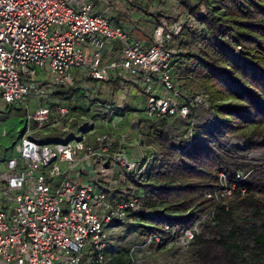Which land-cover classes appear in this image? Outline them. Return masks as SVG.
Returning <instances> with one entry per match:
<instances>
[{"label": "built area", "instance_id": "obj_1", "mask_svg": "<svg viewBox=\"0 0 264 264\" xmlns=\"http://www.w3.org/2000/svg\"><path fill=\"white\" fill-rule=\"evenodd\" d=\"M190 19L164 20L146 40L113 24L107 12H96L93 0H0V107L27 108L18 154L0 159V264H109L107 229L131 221L145 194L114 202L102 186L81 185L78 179L87 171L113 189L122 169L145 175L156 148L140 139V160H131V137L119 132L117 123L97 132L95 119L73 114L72 99L50 98L57 90L73 89L90 103L99 96L90 80L108 84L116 78L122 107L131 95H141L133 103L137 111H147V119H187L175 146L190 147L193 111L209 107V100L202 91H183L176 49L168 46ZM32 97L38 98L33 112ZM49 126L57 128L56 138L34 136ZM246 177L222 171L219 186L207 196L226 203L236 181ZM164 228L165 234L151 233L141 246L189 249L198 236L193 221Z\"/></svg>", "mask_w": 264, "mask_h": 264}, {"label": "trees", "instance_id": "obj_2", "mask_svg": "<svg viewBox=\"0 0 264 264\" xmlns=\"http://www.w3.org/2000/svg\"><path fill=\"white\" fill-rule=\"evenodd\" d=\"M123 1L145 14L153 30L164 20L191 18L168 45L176 49L174 66L179 79L188 86H199L224 133L241 137L246 149H264V0H182L188 15L151 10L137 0ZM109 16L111 21L115 18ZM113 24L121 26L119 22ZM110 83L118 84L119 80L112 78ZM65 90L74 92L60 89L54 93L63 95ZM158 121L140 120L148 129L142 142L156 148L155 162L143 176L122 169L125 177L119 175L115 189L106 191L110 199L120 201L138 191L145 194L141 209L131 215L144 241L151 233L165 234L167 223L188 226L209 209H216L220 221L228 218L233 222V206L252 203L263 216L254 219L261 224L246 229L249 238L244 236V229L236 226L220 228L224 261L219 264H258L264 257V182L253 181L247 175L236 181L234 196L226 203L209 198L208 192L220 184V172L247 173L234 169L218 151L206 145L176 147V139ZM241 188L246 192L242 193ZM149 209L152 213H148ZM197 239L199 235L194 243ZM169 248L151 246L150 250ZM132 261L130 253L128 264Z\"/></svg>", "mask_w": 264, "mask_h": 264}, {"label": "rangeland", "instance_id": "obj_3", "mask_svg": "<svg viewBox=\"0 0 264 264\" xmlns=\"http://www.w3.org/2000/svg\"><path fill=\"white\" fill-rule=\"evenodd\" d=\"M137 1L142 2L151 10L163 9L171 15H176L180 12L184 15H188L182 0ZM193 1L196 2L197 0ZM94 3L96 10H104L108 14L113 11V8L120 10L123 14L113 18L112 22L117 24L119 22L120 25L128 31L135 28L130 32V34L135 37H143L145 33L147 35L151 34L153 29L152 25L141 18L146 15L133 6L127 5L123 0H96ZM179 85H183L182 88L184 92H199V86L197 85L189 84L188 86V84L186 85L183 81L179 82ZM108 89L109 88L104 91L106 95L109 94ZM143 103L145 107L146 102L143 101ZM37 107L38 100L32 99L30 101V110L33 112ZM26 115L27 108L25 106L8 105L6 107H0V159H6L18 154L17 150L20 145V132L24 128ZM147 118V111L144 110V108L137 112H130L123 119L116 116L119 127L118 131L131 137L130 147L127 152L131 160H140L138 143L140 139H142V136L144 137L143 133L148 130L145 124L140 122V119ZM192 118L194 119L193 143L213 148L218 151L234 169H241L247 173L253 181L264 182V149H246L241 137L237 135L230 136L224 133L219 127L210 107H197L193 111ZM133 122L135 124H142L141 128H132ZM158 123L164 124L163 126L174 139H181L189 126L187 119L178 117L171 119L169 122L163 120L158 121ZM108 126V123H105L104 129L107 130ZM57 131V128L49 126L35 132L34 136L38 139L56 138ZM125 170L130 172L127 169ZM119 175H121L122 178L125 177L120 171ZM117 180L119 183V178ZM212 211V209H209L199 214L193 220V223H196L198 228L199 239H197L189 249H183L176 245L169 249L155 252L150 250L147 246H141L144 240H142L135 223L127 221L121 225L109 227L107 229L109 264H128L130 253L132 254L133 249L135 264H219L224 261V246L222 242H220L223 239V235L220 234V228L223 227L225 230H229L236 226L242 230L244 229V236L249 238L250 234L246 229L250 228L252 224H261L260 220H254L256 217H260L261 213L257 212L255 205L249 202H243L233 206V222H230L228 218L225 219V222L220 221L217 219V213H213ZM257 263L264 264V257Z\"/></svg>", "mask_w": 264, "mask_h": 264}, {"label": "crops", "instance_id": "obj_4", "mask_svg": "<svg viewBox=\"0 0 264 264\" xmlns=\"http://www.w3.org/2000/svg\"><path fill=\"white\" fill-rule=\"evenodd\" d=\"M94 1H96V0H94ZM112 10L113 11H111V13H110L111 17H119L123 14L118 9L113 8ZM95 11L96 12H102L104 10L98 11V10H96V6H95ZM141 18H143V20H146L145 18H147V17H141ZM134 29L135 28L130 29L129 32L133 31ZM152 33H153V29H152V32L150 35H147L145 33L143 35V37H139V38L150 40ZM90 82L92 83V85L97 87V89L99 90V96H98L97 100H94L90 103L86 102L80 94L75 93V92H71V91H67V90H65L66 92L63 95H59V93L58 94L53 93L50 99H56V101H60V103L63 99H72L73 114H76L77 116L78 115H85V116H89V117H92L93 119H95L97 121V127H96L97 132L105 131V129H104L105 123H108V125H109L107 130L112 128L113 123H117V125H118V122L116 121V116H118L120 119H123L130 112H137V108L135 107V105L133 103V99H143L144 98L141 95H131V97H129V99H131L129 104H126L125 107H122L121 105H119V102H118V99H120L119 89L121 87L119 83L118 84H113V83L106 84V83L96 82L93 80H90ZM107 88H109L108 89L109 91L107 90L109 93L108 95H106L104 92ZM30 99L36 100L38 98L32 97ZM53 106H54V108H56L55 103ZM139 124L138 125L135 124L133 126V128L140 129L141 126H139ZM77 129H78L77 123L73 124L71 126L70 135L73 134L74 132H76ZM143 138L144 137H142V140H143ZM118 176H119V173L116 174V178H118ZM88 181H93L94 183L102 186V188L105 191L110 189L108 186L104 185L103 181H101V179L98 175L91 177L87 174V171H84V174L78 179V182L82 185L83 183L88 182ZM103 186H105V187H103ZM113 189H115V188H113ZM113 189H111V190H113Z\"/></svg>", "mask_w": 264, "mask_h": 264}, {"label": "water", "instance_id": "obj_5", "mask_svg": "<svg viewBox=\"0 0 264 264\" xmlns=\"http://www.w3.org/2000/svg\"><path fill=\"white\" fill-rule=\"evenodd\" d=\"M21 136V135H20Z\"/></svg>", "mask_w": 264, "mask_h": 264}]
</instances>
